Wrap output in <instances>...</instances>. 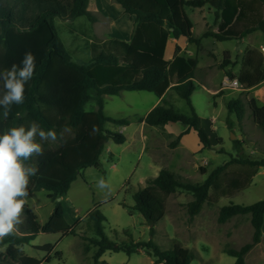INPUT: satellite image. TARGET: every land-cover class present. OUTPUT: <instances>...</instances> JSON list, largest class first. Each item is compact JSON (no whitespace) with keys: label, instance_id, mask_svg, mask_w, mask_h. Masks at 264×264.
I'll list each match as a JSON object with an SVG mask.
<instances>
[{"label":"trees","instance_id":"trees-1","mask_svg":"<svg viewBox=\"0 0 264 264\" xmlns=\"http://www.w3.org/2000/svg\"><path fill=\"white\" fill-rule=\"evenodd\" d=\"M218 1L217 31L206 32L203 38L218 42L241 41L247 36L264 33V0H116L124 12L134 19L135 29L130 41L110 38L96 41L88 38L83 51L89 56L87 65L72 60L65 48L55 19L74 21L87 18L96 23V16L89 10L90 0H0V70L19 64L26 52L35 56L36 69L32 80L26 85L25 102L13 105L7 118L0 108V133L19 125L27 126L38 122L44 130L54 129L56 142H42L43 155L34 157L27 163L37 167V173L30 178L28 195L40 191L49 193L54 209L44 224L25 204L23 223L15 234L0 240V264H49L54 246L46 244L37 250L49 253L45 261L23 253L40 234H61L62 237L79 236L78 226L85 220L93 237L81 235L88 242L84 251L92 248L93 264H107L101 261L106 252L128 256L145 251L154 259V264H191L195 254L179 245L162 250L153 239L135 241L129 231H125L127 241L117 243L105 233V215L102 205L97 204L87 216L70 225L65 216L64 204L58 198L67 195L72 184L88 168L99 169L101 156L110 141L123 145L127 139L122 133L105 128L107 123L129 126L127 118H112L105 114L106 96H119L122 92H149L162 98L168 90H174L189 108L183 114L166 103L158 105L145 117L138 120L150 127H161L168 123L188 126L173 143L177 147L180 139L191 130L197 132L203 149L211 147L206 131L199 127V116L192 102L196 91L195 72L197 62L181 56L176 47L173 60H166L169 38L185 39L189 44L200 46L201 39L193 35V22L186 12L187 7L203 8L209 2ZM237 78L243 90H250L264 82V55L258 50H248L244 56L242 69ZM3 91L0 81V92ZM91 91L95 92L91 96ZM94 100L96 109L87 111L86 104ZM230 114H236L242 123L247 109L254 123L264 131V106L255 99L247 103L240 98L227 105ZM68 127L69 131H64ZM63 132V136L60 133ZM236 144L239 141H235ZM237 167L233 177L230 168ZM264 167V159L250 160L233 157L226 164L214 169L203 183L193 184L179 174L164 168L155 178H150L145 187L133 194L134 206L131 210L140 213L155 235L158 223L167 213V199L183 190L191 194L187 204L189 216H198L204 206L217 203L221 198H232L247 189L259 170ZM203 175L207 172L200 169ZM125 209L128 206L122 203ZM238 216H250L253 228L252 241L240 249L226 246L224 253L235 258V264H246V257L261 242L264 223V199L251 205L230 203L219 210L218 223L225 224ZM62 253L56 257L61 259Z\"/></svg>","mask_w":264,"mask_h":264},{"label":"rangeland","instance_id":"rangeland-1","mask_svg":"<svg viewBox=\"0 0 264 264\" xmlns=\"http://www.w3.org/2000/svg\"><path fill=\"white\" fill-rule=\"evenodd\" d=\"M218 6V1H212L203 8H186L194 25L193 35L201 39V44L196 46L188 42L183 43L184 51L179 53L197 62L195 72L197 86L192 102L201 122L209 125L206 126L205 131L210 138L211 147L178 162L179 156H171L174 148L170 145L175 139L169 138L165 143L162 139L163 134H159L160 130L148 129L152 130L150 137L156 140L155 155L158 160L169 165L170 169L193 184L203 183L214 169L226 164L233 157L264 159V131L254 123L250 110L247 109L246 117L240 123L236 114H230L227 108L228 103L236 98L246 103L250 99H255L259 106H264V82L250 90L222 88L225 78L232 79L231 75L239 76L248 50H258L264 55V33L256 32L241 41L230 42L203 38L204 33L217 31ZM120 7L121 5L115 0H90L89 9L96 16V23L90 22L87 18H78L74 21L55 19L59 36L74 62L81 65L88 64L89 56L83 51L84 43L88 38L101 42L117 35L115 33L121 27L118 24L121 22ZM119 37L121 36L118 35L117 38ZM172 52L173 42L168 45L166 60L172 59ZM94 95L95 92L91 91V96ZM104 99V112L107 116L130 120L148 114L159 100L155 94L149 92H122L119 96H106ZM169 101L172 103L171 98ZM173 103L175 110L188 114L189 108L184 101L175 100ZM85 109L87 111L96 109L95 101L90 100ZM108 126L114 129L121 128L112 123ZM135 129H138V124L130 127L126 134L130 136ZM161 129L177 137L186 126L170 123ZM187 140L193 144L199 141V138L197 134L192 133ZM235 141L239 143L236 144ZM147 144L150 145V141ZM142 148L140 139L137 140L132 151H124V145L108 142L101 156V167L84 170L85 179L79 177L72 184L69 193L61 197L67 222L74 225L78 220H83L99 204L102 205L100 210L107 219L105 233L114 242L120 244L127 241L125 231H129L135 241L153 239L162 250L172 249L175 245L191 250L196 256L191 264H235L236 259L224 253L225 247L239 249L251 242L253 228L251 226L249 231L245 216L228 224H219V210L230 203L250 205L263 200L264 167L259 170L260 173L255 177L254 184L232 198H221L217 203L206 204L201 217L197 220L192 219L187 211V204L193 199L191 194L179 190L167 199L166 216L157 224L156 233L152 236L144 217L137 211L131 210L135 204L133 194L144 187L140 177L154 175L148 166L152 148L150 146L146 151ZM110 152L114 154L110 156ZM181 163L184 165L179 168L180 170L178 169L180 173L174 165L181 166ZM200 169H205L207 174L203 175ZM236 169L235 166L231 167L229 176L233 177ZM100 179L105 181V187L99 186ZM122 203L128 208L121 206ZM25 204L38 216L40 224L47 222L54 209V202L49 199V193L46 191L28 195ZM21 218L24 219L23 214ZM201 228L206 234L210 233L203 234ZM77 231L79 236L40 234L35 241L22 249L23 253L45 261L49 253L39 251L37 247L51 244L54 249L50 253L49 264H93L92 256L95 249L92 248L86 253L84 248L89 244L81 238V235L93 237V233L87 229L85 220L78 226ZM228 240L234 242L228 243ZM5 249V247L1 248L0 253ZM57 252L62 253L61 259L56 257ZM101 261L107 264H154V259L143 250L131 256L124 252H106ZM43 264L47 263L43 262Z\"/></svg>","mask_w":264,"mask_h":264},{"label":"clouds","instance_id":"clouds-1","mask_svg":"<svg viewBox=\"0 0 264 264\" xmlns=\"http://www.w3.org/2000/svg\"><path fill=\"white\" fill-rule=\"evenodd\" d=\"M36 60L31 52H26L19 64L0 70L3 91L0 92V108L7 118L13 105L25 102L26 85L35 75ZM64 131H69L64 127ZM63 136V132L60 133ZM58 134L54 129L44 130L36 121L27 126H13L0 133V240L18 231L23 223L25 201L28 196L30 178L38 169L27 163L34 157L43 155L42 142H56ZM99 186L105 187L103 179Z\"/></svg>","mask_w":264,"mask_h":264},{"label":"crops","instance_id":"crops-1","mask_svg":"<svg viewBox=\"0 0 264 264\" xmlns=\"http://www.w3.org/2000/svg\"><path fill=\"white\" fill-rule=\"evenodd\" d=\"M116 1V0H115ZM90 10V9H89ZM119 18H121V22H118V24H120V28L118 29V31H116L117 33H115V34H117V35H115L114 37H112V38H117L118 37V35L119 36H121V37H119L118 39H120L121 38V40H125V41H130L131 40V37H132V34H133V32H134V29H135V22H134V19L133 18H131L129 15H127L125 12H124V9H123V7L121 6L120 7V14H119ZM116 23V22H115ZM114 23V24H115ZM214 32H216V30L214 31ZM110 39V38H109ZM171 42H173V52H172V54H171V57H172V59L171 60H173L174 59V57H175V51H176V47L178 46V47H180L181 48V51L183 52L184 51V48H185V46L183 45V43H186L187 42V40H185V39H179V40H176L175 38H173V36H171L170 38H169V41H168V44H167V49H168V45H169V43H171ZM166 52H167V50H166ZM174 56V57H173ZM165 57H166V55H165ZM170 60V61H171ZM172 96H174V97H172ZM170 98H171V100H172V103L169 101L170 100ZM159 100L156 102V104L153 106L154 108L155 107H157L158 105H162L163 103H166L167 104V106H169V107H171V106H173V102H175V100L177 101V102H179V100H181L180 99V97L178 96V94L174 91V90H168L167 91V93L162 97V98H158ZM174 107V106H173ZM154 108H152V110L154 109ZM151 110V111H152ZM150 111V112H151ZM149 113V112H148ZM147 115V114H146ZM145 115V116H146ZM145 116H140V117H137V118H134L133 120H130L129 118H127V119H129L130 121H131V124L129 125V126H119V125H117V126H119V127H121V128H116V129H114V128H109V124L110 123H107L106 125H105V128L107 129V130H109V131H112V132H117L118 131V133L119 132H122V133H124L125 134V136H126V139H127V141L123 144L124 146H125V149H124V151H132L133 150V148H134V146H135V143L137 142V140L138 139H140V141L142 142V144H143V148H142V150L143 151H146L147 149H148V147H150L151 146V154H150V162H149V164H148V166H149V168H150V170L151 171H153L154 172V175L153 176H150V177H147V176H141L140 177V181H141V183L144 185V187L146 186V184H147V181L150 179V178H155V177H157L158 175H159V173H160V171L162 170V169H164V168H167V169H169V170H171V171H173L172 169H170L171 167L169 166V165H165L164 163H162V161H159L158 160V157L155 155V153H156V147H157V145H156V140L154 139V138H152V136L150 137V133L152 132V130L151 131H149L148 129L149 128H152V129H155V130H160V132H159V134L160 135H162L163 137H162V139L164 140V142L166 143V142H168L167 141V139H177L183 132H185L187 129H188V126H186V129L185 130H183L182 132H180L179 134H178V136L176 137L174 134H172V133H169V132H166V131H164V129H161L162 127H164V126H161V127H150V126H147L145 123H139L138 122V120L140 119V118H143V117H145ZM134 124H138V129H135L133 132H132V134L129 136V135H127L126 134V131L130 128V127H132ZM168 124H170V123H168ZM175 124H179V123H175ZM181 124V123H180ZM167 125V124H166ZM165 125V126H166ZM206 126H208L209 127V125L206 123V122H204V123H202L201 122V120H200V118H199V127H201V128H203L204 130H206ZM110 129H112V130H110ZM162 132V133H161ZM192 133H195V134H197V132L196 131H194V130H191L190 132H189V134H187V135H185V136H183L181 139H180V141H179V143H178V145H177V147H175L174 148V151H173V153H171V156H179V159H177L178 160V162H182L184 159H185V157H191L192 155H194V154H196V153H198V152H202V151H204L205 149H203V146H202V144H201V142H200V139H199V141L197 140V142H194L193 144H191V143H189V140H187V137L188 136H190ZM197 136H198V134H197ZM199 138V137H198ZM160 140H161V138H160ZM148 141H150V145H148L147 143H148ZM172 142H174V140L172 141ZM114 153L113 152H110V156H112ZM176 160V159H175ZM174 163H172V165H173ZM182 165H184L183 163H181V166L180 165H178V164H175L174 165V167H176L175 169H179L180 167L182 168L183 166ZM180 170V169H179ZM178 170V171H179ZM173 172H175V173H177L176 171H173ZM180 172V171H179ZM181 173V172H180ZM260 173V171L258 172V174ZM178 174V173H177ZM257 174V175H258ZM180 175V174H179ZM256 175V176H257ZM255 176V177H256ZM255 177H254V179H255ZM254 179H253V182H252V184H254ZM251 184V185H252ZM235 204V203H234ZM239 205H244V204H239ZM251 205V204H250ZM247 206V205H246ZM223 207V206H222ZM201 214H202V212L198 215V216H196L194 219L195 220H197L198 218H200L201 217ZM241 216H238V217H235V218H233V219H231V220H229L227 223H225V224H228L230 221H233V220H236V219H238V218H240ZM246 218H247V220H248V228H249V231L251 230V221H250V216H245ZM206 231L208 232V229L206 228ZM201 232L204 234H206V232L201 228ZM210 233V232H209ZM208 233V234H209ZM208 234H206V235H208ZM229 242L228 243H231V242H234V241H232V240H228ZM250 243V242H249ZM243 247V246H242ZM241 248V247H240ZM239 248V249H240ZM94 249V248H93ZM102 259V258H101ZM246 264H264V223H263V227H262V238H261V242L260 243H258L252 250H251V252L247 255V257H246Z\"/></svg>","mask_w":264,"mask_h":264},{"label":"built area","instance_id":"built-area-1","mask_svg":"<svg viewBox=\"0 0 264 264\" xmlns=\"http://www.w3.org/2000/svg\"><path fill=\"white\" fill-rule=\"evenodd\" d=\"M223 90L231 89V90H242V85L238 81V79H230V78H225L223 82Z\"/></svg>","mask_w":264,"mask_h":264},{"label":"water","instance_id":"water-1","mask_svg":"<svg viewBox=\"0 0 264 264\" xmlns=\"http://www.w3.org/2000/svg\"><path fill=\"white\" fill-rule=\"evenodd\" d=\"M62 200V198H58V202H60Z\"/></svg>","mask_w":264,"mask_h":264}]
</instances>
